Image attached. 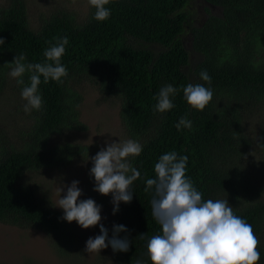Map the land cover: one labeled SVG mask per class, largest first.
Listing matches in <instances>:
<instances>
[{"label": "trees", "instance_id": "16d2710c", "mask_svg": "<svg viewBox=\"0 0 264 264\" xmlns=\"http://www.w3.org/2000/svg\"><path fill=\"white\" fill-rule=\"evenodd\" d=\"M202 2L220 9L221 15L209 13L199 26L190 0H109L111 16L105 21L94 19L91 5L82 22L59 9L41 20L37 30L29 25L25 0L0 4V38L5 40L0 46V98L9 85L5 63L20 53L27 62H43L48 42L65 36L69 40L61 58L68 76L63 83L47 84L41 77L43 106L30 113L32 127L21 135L26 140L20 146L0 140V223L40 229L54 239L57 235L63 250L72 245L74 233L63 214L36 194L27 176L93 155L91 148L63 139L86 130L77 92L84 83L103 100L118 101L126 138L143 145L140 156L130 158L141 172L131 186L133 199L121 202L111 216L113 225L128 229L120 238L128 237L129 251H112V263L141 259L150 264L146 241L138 236L155 235L160 226L151 214L152 193L144 191V177L154 178L159 157L176 151L188 157L186 176L202 199H228L234 213L252 225L261 254L257 264H264V0ZM204 70L211 77L213 98L201 111L187 104L181 86L209 87L200 79ZM23 79L28 83L27 74ZM169 84L180 89L173 98L175 107L154 112L153 97ZM260 114L254 139L244 128L248 118ZM185 115L191 129L177 130Z\"/></svg>", "mask_w": 264, "mask_h": 264}, {"label": "clouds", "instance_id": "9594fccd", "mask_svg": "<svg viewBox=\"0 0 264 264\" xmlns=\"http://www.w3.org/2000/svg\"><path fill=\"white\" fill-rule=\"evenodd\" d=\"M95 8L94 19L105 21L111 16L106 7L109 0H89ZM55 43L48 42L49 47L43 51L44 61L27 62L25 53L15 55L11 63L3 67L10 69L8 75L21 87V97L26 103L23 111L30 114L43 106L39 86L49 80L63 83L68 76L67 68L61 63L65 54L68 38H54ZM5 40L0 38V46ZM28 75V83L23 77ZM201 83H188L181 86L183 97L191 108L203 110L213 98L210 87L211 77L206 70L200 72ZM180 89L171 84L163 86L153 97L157 103L154 112L165 113L175 107L173 98ZM177 130L191 129L192 121L185 115L176 123ZM106 147L91 157L90 176L94 177V191L112 196L113 214L119 211L121 202L128 204L133 199L132 185L141 178V172L132 164L130 158L140 156L143 145L138 140L126 139L119 142L105 141ZM89 159V157H88ZM188 157L176 151L162 154L154 165V178L145 179V192H151V214L160 226V232L148 236L140 234L138 239L146 241L147 255L150 264H257L260 260L259 240L253 227L244 218L234 213L228 199L204 200L202 193L186 176ZM66 194L61 197V193ZM59 200L56 207L63 210L62 219L71 223L77 222L83 229L99 225L100 234L90 237L85 250L88 253H99L111 246L113 252H128L130 241L127 236L120 238V233L128 229L123 225H113L112 237L101 223L102 206L83 195L79 181L58 188ZM135 264H144L136 259Z\"/></svg>", "mask_w": 264, "mask_h": 264}, {"label": "rangeland", "instance_id": "374dc122", "mask_svg": "<svg viewBox=\"0 0 264 264\" xmlns=\"http://www.w3.org/2000/svg\"><path fill=\"white\" fill-rule=\"evenodd\" d=\"M25 1L29 25L33 30L39 28L41 20L59 9L70 12L76 16L78 22H82L90 8L89 0ZM3 2L4 0H0V4ZM190 9L195 12L197 26L204 22L209 13L221 15L220 9L211 7L202 0H190ZM184 40L187 48H190V34H187ZM8 83L0 98V126L4 130L0 134V140L5 138L11 141L12 145L20 146L26 140L22 139L21 135L32 127L33 120L30 114L23 111L22 106L26 101L21 97V87L19 88L16 80L10 76ZM77 92L82 98L78 108L79 119L86 126V130L66 134L64 140L91 148L93 154L91 157H94L101 148L106 147L105 141L119 142L127 139L119 119L118 101L103 100L97 90L84 83L79 86ZM261 114L259 117L254 115L247 119L248 124L244 129L251 138H256ZM91 157L77 158L61 167L44 169L35 176H27V183H32L37 190L36 194L46 200L51 208L64 215L63 210L56 207L60 198L58 188L61 185L70 186L74 180L79 181V187L83 192L80 199L91 198L97 205L102 206L101 223L108 229L111 239L113 230L111 216L114 207L112 196L111 194L103 196L93 190L95 180L90 176ZM66 190L65 188L61 193V197L66 194ZM67 224L73 230L74 237L72 245L66 249L63 247V250L62 244L56 243L55 239H59L57 235L54 239L51 234L40 229H22L0 223V264H113L110 259L113 251L111 246L99 253H88L85 250L87 240L100 234L99 225L83 229L75 221Z\"/></svg>", "mask_w": 264, "mask_h": 264}]
</instances>
